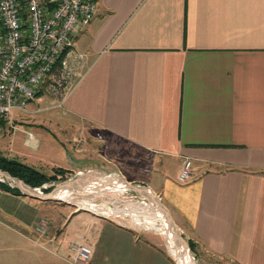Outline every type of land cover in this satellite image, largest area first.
Segmentation results:
<instances>
[{"label":"crops","instance_id":"0c3cea01","mask_svg":"<svg viewBox=\"0 0 264 264\" xmlns=\"http://www.w3.org/2000/svg\"><path fill=\"white\" fill-rule=\"evenodd\" d=\"M95 1L72 37L85 63L61 103L77 135L61 171L145 185L200 262L264 264V0ZM183 159L190 178L180 184ZM56 217L33 233L39 225L61 254L0 264H175L117 222ZM74 242L90 248L87 262H74Z\"/></svg>","mask_w":264,"mask_h":264},{"label":"rangeland","instance_id":"374dc122","mask_svg":"<svg viewBox=\"0 0 264 264\" xmlns=\"http://www.w3.org/2000/svg\"><path fill=\"white\" fill-rule=\"evenodd\" d=\"M84 63L83 61L79 68L72 71V77H67V80L65 79L66 83H63V85H66V87L72 85L84 67ZM58 78L59 74H57L55 80ZM52 80H54L53 75L45 79L38 91V96L25 104L24 110L26 112L12 110L9 114L0 135V158L30 167L45 178H53L38 187H31L40 188L43 186V189H40L43 193L58 189L64 182H74L80 179L84 181L87 179L90 182L95 179L108 178L112 175H114L112 177H116L114 172L106 174L95 172L67 174V172L61 171L64 170V167L70 166L69 159L74 155L70 145L73 138H77V135L74 134V127L69 124L70 120L67 116H62L60 113L61 109L56 108L58 100L62 96V91L61 89H56L54 83V86L49 84L50 82L52 83ZM133 167L135 169L137 167L142 168L141 165H134ZM110 169L114 168L111 167ZM148 175V178H144L147 181L152 176H157V173H153L150 170ZM141 186L146 187L145 185ZM124 191L121 190L120 192L118 189L112 188L103 190L102 193L101 191L97 192V190L82 191L77 194L71 193L63 201L76 204L73 200H79L80 203H88L87 205L91 206V208L108 213L109 215L106 214L105 216H109V220L130 228L144 238H154V243L160 246L175 264L178 263L170 252L165 232L158 228V223L161 224V222L154 220L156 211L152 204L147 202L142 196L140 197L129 190ZM153 194L159 198L157 194ZM77 207L85 206L80 204ZM70 211L79 210L63 203L53 201L39 202L23 196L16 197L9 192H2L0 189V255L61 254L58 250L44 243L43 238L47 237L46 235L41 237L33 233V222L42 219L48 222V226H52L56 223L57 215L60 219H64L66 213ZM59 218L58 220H60ZM136 226H140L141 229H137ZM181 237L187 244L182 234ZM187 247L192 264H213V262H200L190 250L188 244ZM214 264L219 263L216 262Z\"/></svg>","mask_w":264,"mask_h":264},{"label":"built area","instance_id":"2783aa9c","mask_svg":"<svg viewBox=\"0 0 264 264\" xmlns=\"http://www.w3.org/2000/svg\"><path fill=\"white\" fill-rule=\"evenodd\" d=\"M95 10V0H0V135L11 111L26 112L25 104L52 75L49 84L62 91L56 105L61 108L71 87L63 83L84 61L73 50V34L89 24ZM189 178L190 161L183 159L176 181L184 184ZM34 232L44 230L38 225ZM69 251L77 263L87 262L91 254L78 242Z\"/></svg>","mask_w":264,"mask_h":264},{"label":"water","instance_id":"95a60500","mask_svg":"<svg viewBox=\"0 0 264 264\" xmlns=\"http://www.w3.org/2000/svg\"><path fill=\"white\" fill-rule=\"evenodd\" d=\"M118 181L120 182V184L117 185V186L120 187V189L129 190V191L139 195L140 197L142 196V198L145 197L146 199H148V202L150 204H152V206L154 207L155 211L158 212L163 217V221L167 225L170 226V230H168V231L170 233V237L172 238L173 245H176L177 242H182L184 247H185V249L188 250L187 244L182 240L181 232L174 225V223H173L168 211L162 205L160 199L156 195H154L147 187L141 186L139 184H132V183L126 182L121 177H118ZM0 183L6 184L11 189H16L19 192V195L23 196V197L34 199V200H37V201H40V202L53 201V202L63 203L65 205H69V206L75 207V205L72 202L62 201V200L53 198L52 197L53 189L51 191L47 192V193H43L40 190V189H43V186H41L40 188H31V187L25 185L22 181L9 176V174H7L6 172L0 171ZM67 183L72 184L73 182H64V184L61 187H63V188L69 187V189L76 188V186L74 187L73 185H70V184H68L66 186ZM79 188H81V191L76 192V194L80 193L82 191H88V190H86L88 188V187H86V184H83V186L81 185ZM90 190H95V188L94 189L92 188ZM70 193H72V192H70ZM76 209H78V208H76ZM78 210L91 213V214H93L95 216H98V217H101V218H104V219H108L109 218V216H103V215L95 214V213H92V212H90L88 210H85V209H78ZM176 264H178V263H176Z\"/></svg>","mask_w":264,"mask_h":264},{"label":"bare ground","instance_id":"6f19581e","mask_svg":"<svg viewBox=\"0 0 264 264\" xmlns=\"http://www.w3.org/2000/svg\"><path fill=\"white\" fill-rule=\"evenodd\" d=\"M112 176H114V175H112ZM112 176H110L108 178L104 177V179L103 178L95 179V180L90 181V182H88L87 179H86V181L80 179V180L74 181L72 184L67 183L66 186L68 184H70V185H73L74 187L76 186V188L69 189V187H65V188L58 187V189L53 191L52 197L63 201L64 198L67 199V197L70 196V194H71L70 192L76 193V192L81 191V188H79V187L81 185L83 186V184H86V187H88L86 190H88V191L92 188L93 189L95 188V190H97V192L101 191V193H102L103 190H108L109 188H112V189H118L121 192L122 189H120V187L117 186L120 184V182L118 181V177H112ZM145 200H147V202H148V199L145 198ZM73 202L76 203V204H74V203L73 204L78 209H85V210H88V211L95 213V214L100 213L99 215H101V214L109 215L108 213L100 212L99 209L91 208V206L89 207V205H87L88 203L83 204V203H80L79 200H73ZM80 204L84 205L85 207H77V206H80ZM88 208H90V209H88ZM91 209L94 211H92ZM96 212H98V213H96ZM155 213H156V217L154 218V220L156 219V220H159L161 222V224L158 223V226H159L158 228L165 232V236L168 238V243H169L168 245L170 248V252L173 255V257L175 258V260H177V262L179 264H192L193 262H192L191 256H190L189 252L185 249L183 243L177 242L176 245H173L172 238L170 237V233L168 231V230H170V226L167 225L163 221V217L158 212H155ZM154 220H152V221H154ZM136 228L141 229L140 226L139 227L136 226ZM152 230H153V228H152Z\"/></svg>","mask_w":264,"mask_h":264},{"label":"trees","instance_id":"16d2710c","mask_svg":"<svg viewBox=\"0 0 264 264\" xmlns=\"http://www.w3.org/2000/svg\"><path fill=\"white\" fill-rule=\"evenodd\" d=\"M38 93L35 94V97L38 96ZM0 170L7 172L12 177H16L22 180L29 187H38L41 184L46 183L53 179V178H45L42 174L31 169L30 167H27L12 160L11 161L5 160L3 158H0ZM0 189L5 192H10L14 195H19V192L16 189H11L4 183H0ZM189 248L191 250L190 246Z\"/></svg>","mask_w":264,"mask_h":264}]
</instances>
